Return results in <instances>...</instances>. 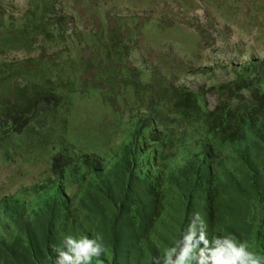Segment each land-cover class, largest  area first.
I'll return each instance as SVG.
<instances>
[{"label": "trees", "instance_id": "trees-1", "mask_svg": "<svg viewBox=\"0 0 264 264\" xmlns=\"http://www.w3.org/2000/svg\"><path fill=\"white\" fill-rule=\"evenodd\" d=\"M58 1L34 0L13 21L0 0V154L46 152L50 165L47 178L0 199V264H52L68 234L103 237L107 254L93 264H157L197 212L210 242L247 240L264 260V58L229 82L211 79V109L207 93L137 67L120 37L140 29L125 19L74 46ZM12 51L30 57L1 60ZM93 96L113 122L91 145L90 127L72 129L74 98ZM114 129L120 143L95 152Z\"/></svg>", "mask_w": 264, "mask_h": 264}, {"label": "rangeland", "instance_id": "rangeland-1", "mask_svg": "<svg viewBox=\"0 0 264 264\" xmlns=\"http://www.w3.org/2000/svg\"><path fill=\"white\" fill-rule=\"evenodd\" d=\"M33 1L2 0V6L17 21ZM57 10L65 17L74 46L89 33L98 32L103 21L114 31L121 20H127L130 29L140 32L131 37L121 35L120 40L130 44L137 67L146 75H172L175 86L207 93L209 108L217 104L210 92L213 80L229 82L236 68L264 58V0H59ZM38 47L32 48L31 55H38ZM29 57L26 51H12L1 60ZM74 99L79 122L72 134L90 127L92 133L85 134L93 138L92 145L97 138L92 136L103 133L113 122L112 113L104 114L101 102L92 103L94 96ZM120 131L114 129L112 141L107 133L95 152L116 147L122 139ZM47 155L42 152L31 161L16 157L5 162L0 154V199L47 178Z\"/></svg>", "mask_w": 264, "mask_h": 264}, {"label": "clouds", "instance_id": "clouds-1", "mask_svg": "<svg viewBox=\"0 0 264 264\" xmlns=\"http://www.w3.org/2000/svg\"><path fill=\"white\" fill-rule=\"evenodd\" d=\"M52 251L55 253L52 264H93L107 254V247L100 235L90 238L68 234ZM157 264H264V260L249 250L247 240L237 242L231 236H223L210 242L207 224L197 212L181 238L164 250Z\"/></svg>", "mask_w": 264, "mask_h": 264}]
</instances>
